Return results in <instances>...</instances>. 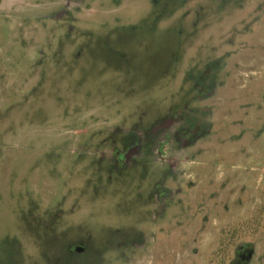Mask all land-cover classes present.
Masks as SVG:
<instances>
[{"label":"rangeland","instance_id":"374dc122","mask_svg":"<svg viewBox=\"0 0 264 264\" xmlns=\"http://www.w3.org/2000/svg\"><path fill=\"white\" fill-rule=\"evenodd\" d=\"M263 175L264 0H0V264H264Z\"/></svg>","mask_w":264,"mask_h":264},{"label":"flooded vegetation","instance_id":"af4514ba","mask_svg":"<svg viewBox=\"0 0 264 264\" xmlns=\"http://www.w3.org/2000/svg\"><path fill=\"white\" fill-rule=\"evenodd\" d=\"M66 1L70 3L73 0H66ZM131 130L132 131L130 132V136H129L127 143L123 145V143L120 142L122 144V147L120 149H113L109 157L104 156V154L102 153L99 154L98 161L100 163L103 161H107V163L111 164L113 168L129 167L131 165L130 163L134 161L137 157H139V153L141 152V150H147L148 148L153 161L156 164L160 165L161 173L165 170L164 169L165 165L171 164L172 166H176V167L179 165L178 163H176L178 162V160L176 158L175 159L171 158L170 155L173 154L176 151V149L178 150H181V149L179 147H176L174 138L173 140L169 139L170 134H169V131L167 130V124L156 125L150 128L148 132L147 131L140 132L138 130H134L133 128ZM200 135L201 134L197 135L196 137V144H198V141L201 139ZM160 145L162 146L159 152L158 150H159ZM156 147L157 149H155ZM247 156L248 154H246V157ZM255 157H257L256 158L257 160H261L263 157V154H257ZM248 158L249 157H247V159ZM259 183L264 184V175L262 176V178H260ZM198 193H200V191H198ZM198 193H197V197L199 196ZM157 197L160 198L158 192H157ZM164 206L157 207V209L158 210L163 209ZM244 251H242V253H244ZM248 254L249 252L245 253L246 257H248ZM243 258L244 257H242L237 262L241 263V262L246 261V258L245 260H243Z\"/></svg>","mask_w":264,"mask_h":264}]
</instances>
